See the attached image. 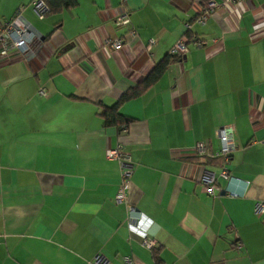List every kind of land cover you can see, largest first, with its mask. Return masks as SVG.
Masks as SVG:
<instances>
[{
    "label": "crops",
    "instance_id": "obj_1",
    "mask_svg": "<svg viewBox=\"0 0 264 264\" xmlns=\"http://www.w3.org/2000/svg\"><path fill=\"white\" fill-rule=\"evenodd\" d=\"M217 1L196 22L194 0H75L40 16L32 0H0V24L35 33L25 56H0V264H94L96 254L103 264H264V212H253L264 199V0ZM122 12L128 21L115 24ZM183 32L204 43L188 42L120 103L128 124H105L101 104ZM115 35L122 44L111 50L103 39ZM223 124L231 174L208 194L201 173L220 164L193 145L216 150ZM116 145L130 165L119 201L121 167L105 155Z\"/></svg>",
    "mask_w": 264,
    "mask_h": 264
},
{
    "label": "built area",
    "instance_id": "obj_2",
    "mask_svg": "<svg viewBox=\"0 0 264 264\" xmlns=\"http://www.w3.org/2000/svg\"><path fill=\"white\" fill-rule=\"evenodd\" d=\"M194 1H197L201 4L200 9L192 15L193 21L196 22H203L208 16L213 15L219 6V2L217 0ZM231 1L232 0H221V3L230 4ZM31 3L34 10L36 11V14L39 16L45 9H47V5L43 0H32ZM128 19L129 18L127 14L122 12L115 16L114 22L115 24H122L126 23ZM185 26L186 28L189 27V21H185ZM127 32L132 36L136 33V29L131 27L127 30ZM34 37L35 33L32 29L25 26H16L10 20L4 21L2 24H0V56L8 55L10 52H15L21 56H25V54H27V52L30 50V44ZM154 39V36H150L142 42V48L145 52H149L150 46ZM188 42H192L195 46H201L204 43V40L195 34L189 35L186 32H183L175 38V40L170 45L168 52L178 55L179 58H181L187 50ZM103 44L111 50L117 49L122 44V37L121 35H115L112 37L106 36L103 39ZM40 91L42 90L40 89ZM230 132V124H223L218 127L217 136L219 138V147L216 150H211L208 147L205 139L196 140L193 145L195 153L222 156V162L216 173L210 169H204L201 173L200 180L202 182V189L208 194H214L217 192L221 188V180H226L231 174L227 168V161L231 147L229 138ZM105 155L107 157L117 158L121 167L119 184L113 193V199L115 201H119L124 197V179L130 173V165L128 163L129 154L121 145H116L113 147H106ZM227 193L232 196L238 194L234 189H228ZM253 212H264V199H258L253 202ZM127 216L129 219L138 218L139 215L134 205L129 204L127 206ZM141 243L146 247H151L154 243V240L142 232ZM92 261L94 264L104 263V259L100 254H96ZM126 264H130L128 259H126Z\"/></svg>",
    "mask_w": 264,
    "mask_h": 264
},
{
    "label": "trees",
    "instance_id": "obj_3",
    "mask_svg": "<svg viewBox=\"0 0 264 264\" xmlns=\"http://www.w3.org/2000/svg\"><path fill=\"white\" fill-rule=\"evenodd\" d=\"M43 1L46 3L48 11L52 8L61 5L72 4L75 2V0H43ZM173 59H179V56L166 52L153 63V65L149 68V70L140 80H138L135 84L125 88L111 104H101L98 112L102 116L103 122L105 124H111L119 127L128 124L129 121L132 120V117L124 115L121 112H119L118 107L120 103L125 99L137 95L138 93L146 89L152 82L156 80V78L166 67L167 63ZM198 155L203 157L201 161H209L218 164H221L222 162L221 155H205V154H198ZM198 155L194 154L190 158H197L196 156Z\"/></svg>",
    "mask_w": 264,
    "mask_h": 264
}]
</instances>
